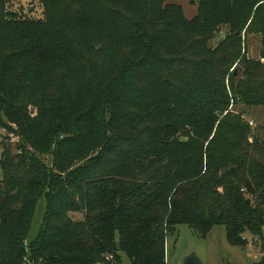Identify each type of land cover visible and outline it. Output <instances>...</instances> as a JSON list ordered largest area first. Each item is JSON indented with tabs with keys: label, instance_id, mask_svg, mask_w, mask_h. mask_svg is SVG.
<instances>
[{
	"label": "trees",
	"instance_id": "trees-1",
	"mask_svg": "<svg viewBox=\"0 0 264 264\" xmlns=\"http://www.w3.org/2000/svg\"><path fill=\"white\" fill-rule=\"evenodd\" d=\"M191 1L192 20L168 0H42L47 24L103 40L75 73L52 67L69 33L0 0V264H167L181 225L263 237L264 141L229 107L264 109V64L243 54L255 35L264 57V0Z\"/></svg>",
	"mask_w": 264,
	"mask_h": 264
},
{
	"label": "rangeland",
	"instance_id": "rangeland-1",
	"mask_svg": "<svg viewBox=\"0 0 264 264\" xmlns=\"http://www.w3.org/2000/svg\"><path fill=\"white\" fill-rule=\"evenodd\" d=\"M42 0H12L14 2V9L18 11L19 14L28 19L26 22L31 28H37L41 30L42 28L51 29H61L65 36L69 33L70 53L65 55L59 54L63 57V63L53 64L55 70H62V67H66L67 60L70 61V70L73 72H81L82 65L84 64L82 54L86 58H90L93 61H102L103 54L98 52L100 45L103 40H94L89 38L88 34L77 33L79 31L78 25L75 27V22L77 17H71L69 23L66 26L67 30L54 23L50 22L46 15L44 14ZM168 4L176 7H181L184 11L185 17L188 20L194 19L199 12V7L197 3H192L191 0H168ZM5 7L3 6L4 13ZM226 24L222 26L216 35L214 41H210L209 47L217 46L225 38L221 36V32L228 35L231 28ZM69 30V31H68ZM246 29L242 32V38L245 40ZM80 34L81 40H76ZM65 39V38H64ZM94 40V42H91ZM81 47L78 49L76 43ZM244 52H246L248 58L253 60H259L264 64V57L261 55V44L260 36L251 35L247 38L246 42L243 44ZM237 62L231 69V72L235 71L238 66ZM227 86L228 79H227ZM229 110L233 112V115H241L242 119L250 127L249 143L254 142V137L259 136L261 140L264 141V109L262 110H249L245 109L244 106L241 108L235 106L234 101H232ZM2 159V149L0 147V162ZM2 172L0 169V179ZM46 212V202L45 199H41L37 205L35 217L28 237V244L33 241L41 228L43 218ZM192 254L200 259L202 264H253L264 261V231L263 237H257L252 234H247L245 236V247H236L229 244L226 237V231L224 227H215L211 234L206 239L199 238L192 229L187 225H181L177 227L176 231L166 239V255L167 264H184L186 258ZM119 264H131L130 259L125 253H121V261Z\"/></svg>",
	"mask_w": 264,
	"mask_h": 264
},
{
	"label": "water",
	"instance_id": "water-1",
	"mask_svg": "<svg viewBox=\"0 0 264 264\" xmlns=\"http://www.w3.org/2000/svg\"><path fill=\"white\" fill-rule=\"evenodd\" d=\"M186 141L187 139L181 138V142H186ZM248 203H250V201H248ZM184 264H202V263L200 259L196 256V254H192L186 258Z\"/></svg>",
	"mask_w": 264,
	"mask_h": 264
},
{
	"label": "built area",
	"instance_id": "built-area-1",
	"mask_svg": "<svg viewBox=\"0 0 264 264\" xmlns=\"http://www.w3.org/2000/svg\"><path fill=\"white\" fill-rule=\"evenodd\" d=\"M221 36H222L223 38L226 37L224 32H221ZM107 260H110V258H107Z\"/></svg>",
	"mask_w": 264,
	"mask_h": 264
}]
</instances>
